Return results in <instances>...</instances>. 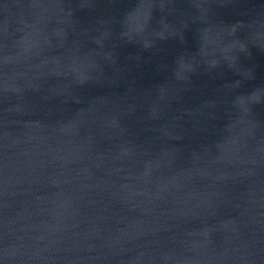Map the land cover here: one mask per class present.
I'll use <instances>...</instances> for the list:
<instances>
[{
	"label": "water",
	"instance_id": "95a60500",
	"mask_svg": "<svg viewBox=\"0 0 264 264\" xmlns=\"http://www.w3.org/2000/svg\"><path fill=\"white\" fill-rule=\"evenodd\" d=\"M0 264H264V0H0Z\"/></svg>",
	"mask_w": 264,
	"mask_h": 264
}]
</instances>
